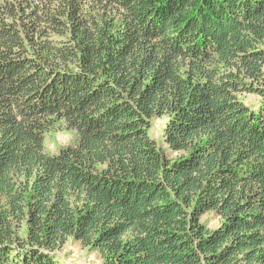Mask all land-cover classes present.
Masks as SVG:
<instances>
[{"label":"trees","instance_id":"16d2710c","mask_svg":"<svg viewBox=\"0 0 264 264\" xmlns=\"http://www.w3.org/2000/svg\"><path fill=\"white\" fill-rule=\"evenodd\" d=\"M69 241L264 264V0H0V264Z\"/></svg>","mask_w":264,"mask_h":264},{"label":"rangeland","instance_id":"374dc122","mask_svg":"<svg viewBox=\"0 0 264 264\" xmlns=\"http://www.w3.org/2000/svg\"><path fill=\"white\" fill-rule=\"evenodd\" d=\"M245 104L253 109L258 108L259 98L255 95H247L243 97ZM164 122L157 121L151 129V135L160 141L163 137ZM76 133L70 129L63 127L55 130L46 136L45 147L51 154H58L61 148L74 145L76 141ZM203 220L208 222L211 227L217 226L216 218L212 215H206ZM62 264H103L100 256L94 252L84 248L81 244L69 241L61 253Z\"/></svg>","mask_w":264,"mask_h":264}]
</instances>
